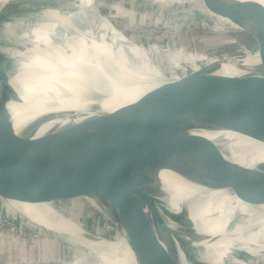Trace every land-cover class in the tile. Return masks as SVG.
I'll list each match as a JSON object with an SVG mask.
<instances>
[{
    "label": "water",
    "instance_id": "1",
    "mask_svg": "<svg viewBox=\"0 0 264 264\" xmlns=\"http://www.w3.org/2000/svg\"><path fill=\"white\" fill-rule=\"evenodd\" d=\"M202 3L208 12L237 25L232 28L235 35L220 33L204 39L200 47L182 42L165 50L129 54L131 58L145 54L163 69L169 66L167 55L177 52L179 65L164 80L105 110L99 106L104 90L128 82L114 72L120 67L107 64L114 70L102 76H110L95 78L88 72L89 80L83 79L79 102H90L86 109L46 111L17 130L7 102L24 100L10 82L18 61L10 73L7 58H19L0 42V212L22 218L36 209H52L74 237L92 241L94 234L69 213L71 207L86 206L122 231L137 264H183L177 251L179 235L167 227L163 216L141 211L164 204L162 171L205 188L228 190L244 202L264 203V163L251 166L229 159L208 135L233 131L264 145V4L259 0ZM201 18L211 24L217 21ZM0 31L8 37L1 21ZM238 33L252 44L244 45ZM217 47L224 52H206ZM179 50L213 60L195 61L198 67L193 68ZM138 65L128 69H140ZM72 86L67 89L73 90ZM52 120L54 124L37 133ZM93 262L86 257V264Z\"/></svg>",
    "mask_w": 264,
    "mask_h": 264
},
{
    "label": "bare ground",
    "instance_id": "2",
    "mask_svg": "<svg viewBox=\"0 0 264 264\" xmlns=\"http://www.w3.org/2000/svg\"><path fill=\"white\" fill-rule=\"evenodd\" d=\"M150 1L156 4L158 14H164L162 19L156 16L154 19L158 20L161 27L174 28V35L183 31V22L186 24L191 19V15L183 11L182 6L203 5L202 0ZM259 1L264 4V0ZM104 3L102 0H0V21L4 24L8 37L21 46L18 49L7 48L10 55H17L19 58L10 82L24 100L21 104L14 98L8 100L7 107L12 117L24 124L46 111L76 107L86 109L90 102H79L83 79H88V72L95 74V78L110 76H102L107 71L111 73L114 70L109 68L110 64L120 67L114 72L119 78L124 75L123 78H127L128 82L117 83L116 89L109 85L110 90H104L99 106L105 110L122 105L144 87L168 77L169 72L165 67L160 68L145 54L139 58L128 56H138L140 52L147 53L152 46L156 47L157 44L153 42L154 34L141 36L142 39L135 42L128 37L130 41L122 45L118 43L120 33L112 34L108 39L104 37V32L100 33L99 29L104 26L105 29L109 28L111 21L106 18L108 14H103L104 6L108 5ZM25 10L31 12L25 15ZM209 17L217 19V24L212 25L213 31H223L224 26L238 28L226 17L212 13ZM10 19H14V22L9 23ZM98 22L100 25L97 29ZM208 25L210 24L206 21L202 24L204 27ZM192 30L195 37L194 28ZM209 32L206 36L212 34ZM186 61L193 63V68L197 67L196 60ZM136 63L140 64V69H128ZM153 64L157 66L154 67ZM31 84L33 85L30 86ZM68 84L75 85L72 86L73 90L67 89ZM50 99L55 101L49 103ZM54 121L40 126L37 133L49 128ZM208 135L229 159L251 166L264 163L262 143L233 131H210ZM249 153L254 156H246ZM160 179L166 193L164 199L161 197L164 204L146 207L141 211L144 215L163 216L167 227L175 235H179L177 251L183 264H263L264 203L241 201L228 190L205 188L167 170L160 173ZM39 210L49 230L31 213L23 215L32 223L45 228L71 252V257L61 258L56 264H86L87 256L97 262L91 264H137L130 245L119 228L121 234L112 241L95 233L94 240H83L74 237L68 226L55 216L54 210ZM114 228L116 229L115 226ZM236 251L243 252L250 258H240Z\"/></svg>",
    "mask_w": 264,
    "mask_h": 264
},
{
    "label": "rangeland",
    "instance_id": "3",
    "mask_svg": "<svg viewBox=\"0 0 264 264\" xmlns=\"http://www.w3.org/2000/svg\"><path fill=\"white\" fill-rule=\"evenodd\" d=\"M102 1L108 3V5L104 6L103 8L105 11L103 14H108L109 16L107 15L106 18L111 21L109 22V28L107 27L105 29L104 26L102 29H99V31L100 33L104 32V37L107 39L111 38L112 34L120 33V36L118 37V43H121L122 45L130 41L128 40V37L133 39V42H135L140 41L142 39L141 36L154 34L153 42L157 44V46H152L149 50L156 51L158 49L165 50V47L167 46H173L182 42H191L192 47H200L201 42L204 39H210V37L216 36L220 33H225L229 36L235 35V30L232 28H227L226 26H224L223 31H213L212 28L214 27L212 25L214 24L211 23H208L210 24L208 25V27L202 26L205 21L201 17H203V15L209 17L210 12H208L206 8L200 3L192 4L188 7L186 6L185 8L182 6L183 11H187V13L191 15V19L186 24L183 22L181 26V29L183 28V31L179 32V34L174 37V28L161 27L157 22L158 20L154 19L155 16L159 19H162V15L164 14H158L159 11L156 4L152 3L150 0H113L112 3L110 2V0ZM116 8H118L117 11ZM29 12L31 11L25 10L23 14L27 15V13ZM150 15L153 16L150 17ZM99 22L96 24L97 29L100 25ZM149 23L153 24L150 25ZM192 28H194V31L196 33L195 37H193ZM207 32L212 34L210 36H206ZM237 35L244 45L250 46L252 44L247 36L239 33ZM0 42L5 46L13 47L16 49L21 47L20 45H18V42L12 41L9 37L2 34L1 31ZM179 52L182 57L184 56V60H196V62H198L199 60L202 61V63L204 62L203 64H207L213 60L211 58H205V55L198 53H181V50H179ZM206 52L209 54L221 53L224 52V48H211ZM178 55L179 53L177 52H171L167 55L169 66L167 65L165 68L169 73L173 72L179 65L178 60L180 58V55L179 57ZM7 60L11 61L9 69H7V71L11 73L13 72L16 65L15 63L18 60L14 58H7ZM196 66L198 67V64H196ZM188 67L189 66H186V68ZM177 71L179 72L180 70ZM12 120L15 128L17 127L18 129H20L22 127L23 122H21L19 119L12 117ZM17 125H20L21 127H18ZM69 213L75 216V218L78 219L84 227H86L90 232L95 233V235L110 238V241H112L115 239V237L121 234L119 232V229H115L114 225L107 221L103 215L96 213L89 207L76 205L74 207H71ZM6 214L7 213L0 212V264H56V261L61 258L66 259L68 257H71L70 250L47 232L46 229L49 230V226L44 220L45 218L43 217L42 212L39 209L31 212V214L35 219H38L39 221L44 223V227L46 229L32 223L25 217H11L8 216L9 214H7L6 216ZM98 239L104 240L102 238ZM106 241L110 242L109 240ZM236 255L243 259L250 258V256L240 251H236ZM262 263L264 264V261H262ZM190 264L202 263L192 262Z\"/></svg>",
    "mask_w": 264,
    "mask_h": 264
},
{
    "label": "flooded vegetation",
    "instance_id": "4",
    "mask_svg": "<svg viewBox=\"0 0 264 264\" xmlns=\"http://www.w3.org/2000/svg\"><path fill=\"white\" fill-rule=\"evenodd\" d=\"M177 35H174V37H176Z\"/></svg>",
    "mask_w": 264,
    "mask_h": 264
}]
</instances>
